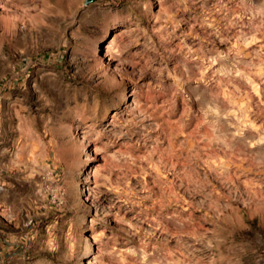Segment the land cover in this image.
Wrapping results in <instances>:
<instances>
[{"label":"rangeland","instance_id":"374dc122","mask_svg":"<svg viewBox=\"0 0 264 264\" xmlns=\"http://www.w3.org/2000/svg\"><path fill=\"white\" fill-rule=\"evenodd\" d=\"M0 264H264V0H0Z\"/></svg>","mask_w":264,"mask_h":264}]
</instances>
